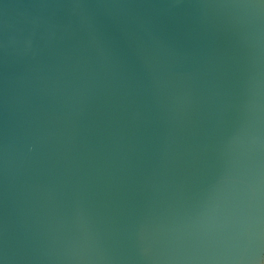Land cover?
I'll list each match as a JSON object with an SVG mask.
<instances>
[{"label":"water","instance_id":"1","mask_svg":"<svg viewBox=\"0 0 264 264\" xmlns=\"http://www.w3.org/2000/svg\"><path fill=\"white\" fill-rule=\"evenodd\" d=\"M264 0H0V264H262Z\"/></svg>","mask_w":264,"mask_h":264},{"label":"clouds","instance_id":"2","mask_svg":"<svg viewBox=\"0 0 264 264\" xmlns=\"http://www.w3.org/2000/svg\"><path fill=\"white\" fill-rule=\"evenodd\" d=\"M262 264H264V262H262Z\"/></svg>","mask_w":264,"mask_h":264}]
</instances>
